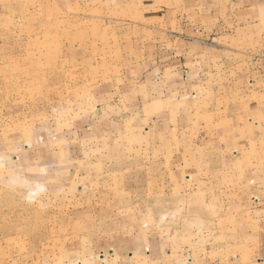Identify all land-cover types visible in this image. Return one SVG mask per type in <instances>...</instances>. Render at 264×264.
I'll list each match as a JSON object with an SVG mask.
<instances>
[{
    "label": "rangeland",
    "instance_id": "obj_1",
    "mask_svg": "<svg viewBox=\"0 0 264 264\" xmlns=\"http://www.w3.org/2000/svg\"><path fill=\"white\" fill-rule=\"evenodd\" d=\"M240 1L205 15L218 26L168 39L157 0H0V264L172 261L225 242L222 214L260 160L237 163L219 124L237 112L222 94L236 97L239 77L246 95L264 92V0L261 12ZM197 51L215 65H191ZM165 54L190 63L180 89L161 81ZM208 79L212 95L190 94ZM159 97L169 106L150 113Z\"/></svg>",
    "mask_w": 264,
    "mask_h": 264
},
{
    "label": "crops",
    "instance_id": "obj_2",
    "mask_svg": "<svg viewBox=\"0 0 264 264\" xmlns=\"http://www.w3.org/2000/svg\"><path fill=\"white\" fill-rule=\"evenodd\" d=\"M242 1L243 0L238 3V11H262L263 5H261L258 0H254L253 4H242ZM157 2L159 4L156 5L157 9L154 11L159 14L158 19L163 21L164 25V28L159 27L158 30H165L164 35L165 37H168V39H171L170 36H174V33L176 32L181 35L184 34L188 28L189 30H193L218 26L216 22L210 23L206 20L205 15L213 11L219 12L216 14H224V11L225 13L229 11V0H157ZM160 14H162L163 17H161ZM171 15L173 17L172 20ZM239 23H243V21L239 20ZM260 23L261 22L255 21L252 26L254 28H258ZM221 26L229 27L230 25L222 24ZM247 26L248 25H246L245 28ZM168 27L180 29H172L174 30L172 31L168 29ZM238 28H244V25L239 24ZM168 32H172L173 35ZM184 42L190 43L185 40ZM195 42L197 43V41ZM197 45L204 52L203 49L205 47H203L200 41ZM165 55L166 56L163 57V60L166 62L158 69V72H160V75L164 78L161 81L164 86L176 84L180 89L182 87L181 74L183 72L181 68H183L184 65L188 67L187 65L190 63L187 60L183 61L182 58L186 55L183 54L180 62L174 66V64L170 63V61L175 58L172 59V55L170 54ZM214 58V55L204 54L201 56L197 51L195 58L193 57L191 60V65L196 66L200 64L201 66L205 63L207 66L210 64L214 66ZM208 61H211L212 63H208ZM202 72H204L208 77H213V75L221 73V75H226L225 79L228 83L230 82L228 76L231 74V70L226 68L224 62L221 64V71L219 73L212 74L209 68ZM254 76L257 77L258 75L255 74ZM236 82L238 83L237 89L239 92L236 97L235 94H222V97L224 98L222 106H224L227 110L232 109L237 111L234 115H227L219 122V124H222L224 128L227 129L226 131L230 133L231 142L229 144H232V147L228 151V154L237 158V163L241 160L245 161L250 156L254 155H256L257 158H260V160L257 161L258 163L252 164L250 167L246 166L242 168L243 177L248 180L249 177L246 175L249 172H252L253 176L251 179H253L255 183L247 186V181L242 183L238 182L237 198L233 199L232 202L233 208L231 212L222 214L223 222L227 221V223L223 224L221 228L223 233L220 234V236L225 242H223L220 246H210L207 244L205 247L202 245L191 244L188 247L185 246L183 248H179L177 251L174 250V252H176L175 260L171 261L165 259V256H161L158 257L159 261H151L150 263L136 262L135 264H264V148L258 147L250 150L247 149L244 144L245 140L248 138L247 135H253L255 136L254 140L256 142L260 141L264 143V101L262 100V94H264V92L255 90L256 93L253 92L252 95H246L244 91L247 89L244 88L246 86L240 77ZM211 86L212 80L208 79L206 85L196 86L194 89L195 92L192 90L190 94H198L200 91L205 92L206 97H208L214 92V90H212L213 86ZM222 89L225 90L226 87ZM230 96L234 97L230 99ZM167 101V99L164 101L163 98L159 97L157 100L150 101L146 108L150 113L158 114L160 111L167 109V106H169V103L166 104ZM170 104L173 105V103ZM246 109H261L262 111H260L259 114L253 113L254 115H251L248 112L246 113ZM158 117L161 118L160 115ZM174 122H176V119ZM235 126L237 129H234L235 132L233 135V127ZM248 164L249 161H246L244 165ZM231 167L233 170L234 167ZM236 167H238V164ZM236 169L239 171V168ZM166 251L168 252L169 250Z\"/></svg>",
    "mask_w": 264,
    "mask_h": 264
}]
</instances>
